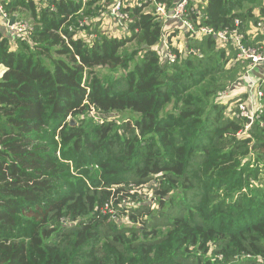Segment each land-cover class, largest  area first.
I'll return each mask as SVG.
<instances>
[{"label":"trees","instance_id":"1","mask_svg":"<svg viewBox=\"0 0 264 264\" xmlns=\"http://www.w3.org/2000/svg\"><path fill=\"white\" fill-rule=\"evenodd\" d=\"M99 1L2 0L32 31L0 34V264H264V110L238 138L217 102L246 63L214 35L185 38L202 57L180 53L178 28L166 63L152 13L124 8L127 35L110 37ZM188 3L214 33L264 14V0ZM144 186L152 199L131 195Z\"/></svg>","mask_w":264,"mask_h":264},{"label":"built area","instance_id":"2","mask_svg":"<svg viewBox=\"0 0 264 264\" xmlns=\"http://www.w3.org/2000/svg\"><path fill=\"white\" fill-rule=\"evenodd\" d=\"M195 4L204 5L206 0H192ZM85 2V0H83ZM124 2H127L124 4ZM189 0H177L170 11H167L165 3L157 2V0H115L111 5L109 13L104 15L99 25L103 24V19L110 16L115 23H119L123 34L127 35L128 26L132 21L128 17L127 13L123 11L126 7H151L156 14L157 20L163 24V33L161 35L160 42L156 46V50H160L161 59L169 64L176 61V54L171 50V46L168 42L170 32L168 30L178 28L179 35L184 36V41L187 35L190 38L197 40L203 36L214 35L218 48H225L231 45L235 52L234 59H231L229 66L236 62H245L246 67L242 73H240L238 80L233 85L242 88L244 91L230 97L232 87L228 88L217 98V102L227 107V103L231 100H235V106L231 110L227 109V114L231 119H241L245 121L243 128L237 133V137L248 136V131L252 124L260 119L264 110V14L260 15L259 11L254 12V16L257 18L256 22L250 24H244L241 20L237 19L230 28H226L219 32L214 33L210 28L205 26H199L200 16L197 18L196 25L189 19L188 3ZM144 11V10H143ZM147 13V12H146ZM150 13V12H149ZM153 14V13H152ZM0 15L4 19H9L1 6L0 0ZM15 18V17H14ZM32 23L28 21H14L13 24L7 26L8 36L12 39L26 38L28 33L32 31ZM87 24L86 20L79 23L80 27H84ZM82 34V33H81ZM80 34V35H81ZM82 36V35H81ZM67 42L65 36H62ZM82 37H85L83 35ZM93 39V35L88 36V42ZM180 53L187 55H193L198 58L202 57L201 52L197 48H189L183 50L178 48ZM231 104V103H230ZM106 205L105 209H108ZM109 214L114 216L115 213L111 209L108 210ZM221 258V257H219ZM261 261V260H260Z\"/></svg>","mask_w":264,"mask_h":264},{"label":"rangeland","instance_id":"3","mask_svg":"<svg viewBox=\"0 0 264 264\" xmlns=\"http://www.w3.org/2000/svg\"><path fill=\"white\" fill-rule=\"evenodd\" d=\"M34 1H36L35 3H38V1L39 0H34ZM40 1H44V0H40ZM114 1L115 0H111V4H108V2H106L105 0H101V1H99V2H97L96 3V5H100V6H102V11H100V14H101V12L103 13V16L104 15H106V14H108L109 13V10H110V8H111V5L114 3ZM136 1V0H135ZM127 2H124V4H126ZM43 5V4H42ZM42 5H41V7H42ZM44 5H46V4H44ZM43 5V6H44ZM1 6H2V0H1ZM2 8H3V6H2ZM107 11V12H106ZM144 11L145 12H147V13H153L152 15H154L155 17H156V14L154 13V11H153V9L151 8V7H147V8H145L144 9ZM8 16V15H7ZM102 16V17H103ZM13 17H15V20L14 21H17V20H20V21H28V22H30V23H32V21H31V18H30V14L28 13V12H25V11H21V12H19V13H16V14H14V16ZM13 17H8L9 19L7 20V19H4L3 18V16L2 15H0V34H2V35H4V36H8V33H7V26H8V24H9V22H10V20L13 18ZM105 18H107L106 20L105 19H103V24L102 25H99V29L103 32V33H105V34H107L108 36H110V37H115V38H120V37H124L125 35L123 34V31H122V29H121V27L119 26V23H115V21L113 20V19H111V17L110 16H107V17H105ZM157 18V17H156ZM92 20L93 21H96L95 20V18H92ZM32 25V24H31ZM165 26V25H164ZM79 33V32H78ZM82 33V32H81ZM82 36H83V34H81ZM126 37V36H125ZM133 46V45H132ZM132 46H131V44H129L128 46H127V49L128 50H131L132 49ZM13 48L15 49V46H13ZM13 50V49H12ZM159 51V53H160V50H158ZM2 73H3V68L2 67H0V76L2 75ZM103 73H108V71H106V70H103ZM121 73H124L123 71H121L120 73H119V75L121 74ZM109 75H112L111 73H108ZM232 88L231 89H234V90H232L231 91V95H230V97L232 98V97H235V95H238L239 93H242L244 90L242 89V88H240V87H237V85H232L231 86ZM234 101L235 100H231V101H229L228 103H227V109H228V107L232 110L233 109V107L235 106V103H234ZM231 103V104H230ZM168 109H170V106H168ZM227 114V113H226ZM131 116H132V114H129V113H124V114H122V115H120V117H119V120H129L130 118H131ZM235 119V118H234ZM236 120V119H235ZM243 122H244V124H245V121L244 120H242ZM253 125V124H252ZM252 125H251V127H252ZM251 127H250V129H251ZM250 131V130H249ZM249 131H248V135H249ZM236 137H237V134H236ZM246 137V136H245ZM238 138H241V137H238ZM148 186V185H147ZM147 186H144L143 188H141V189H139L138 191H136V190H132L131 191V195H136V196H138V198L139 197H141L142 199H146V200H144V201H148V200H150V199H152V197H153V192H152V190L150 189H148L147 188ZM129 203H130V207H133V206H135L134 204H135V202H134V200L133 199H129L128 201H125V203L123 204H121L120 205V207H125V206H129ZM152 210H158V208H157V204H153L152 205ZM169 208H170V205H166L165 207H164V209H163V211H168L169 210ZM112 211H113V213H115V214H117L116 212H118V210L117 211H115L114 209H111ZM129 212H130V210H127V213H125L124 214V216L123 217H121V216H119L120 217V219H121V221L120 222H122V223H128V215H129ZM116 217V216H115ZM158 229V231H162L161 233H163V232H165V227L162 225L161 227H158L157 228ZM249 257V256H248ZM247 257V258H248Z\"/></svg>","mask_w":264,"mask_h":264},{"label":"crops","instance_id":"4","mask_svg":"<svg viewBox=\"0 0 264 264\" xmlns=\"http://www.w3.org/2000/svg\"><path fill=\"white\" fill-rule=\"evenodd\" d=\"M175 41V44L178 46V48L182 49L185 45V41H184V36L182 35H178L177 38L173 39V42ZM13 46H15L13 44ZM1 67V66H0ZM3 68V67H2ZM5 71V69L3 68V72Z\"/></svg>","mask_w":264,"mask_h":264},{"label":"water","instance_id":"5","mask_svg":"<svg viewBox=\"0 0 264 264\" xmlns=\"http://www.w3.org/2000/svg\"><path fill=\"white\" fill-rule=\"evenodd\" d=\"M14 20H15V18L13 17V18L10 20L9 25L13 24ZM237 82H239V81H237ZM70 125H74V122H73L72 120L70 121Z\"/></svg>","mask_w":264,"mask_h":264}]
</instances>
